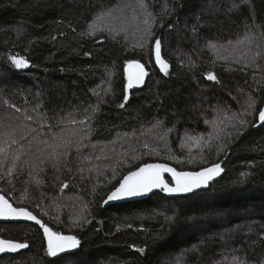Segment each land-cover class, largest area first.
Wrapping results in <instances>:
<instances>
[{
    "label": "trees",
    "instance_id": "16d2710c",
    "mask_svg": "<svg viewBox=\"0 0 264 264\" xmlns=\"http://www.w3.org/2000/svg\"><path fill=\"white\" fill-rule=\"evenodd\" d=\"M129 61L150 72L132 93ZM263 108L264 0H0V194L79 241L51 257L0 224L28 245L0 264H264ZM221 162L207 191L105 206L146 163Z\"/></svg>",
    "mask_w": 264,
    "mask_h": 264
},
{
    "label": "snow or ice",
    "instance_id": "6c2138e0",
    "mask_svg": "<svg viewBox=\"0 0 264 264\" xmlns=\"http://www.w3.org/2000/svg\"><path fill=\"white\" fill-rule=\"evenodd\" d=\"M154 60L161 69H167L168 65L161 59V41L159 38L154 41ZM12 62L16 69H23L28 66V62L22 58L12 57ZM128 71V84L130 89L133 87V81L140 83L147 75L144 65L136 62L129 61L127 63ZM209 79H215V76H209ZM127 97H125V103ZM121 107L124 104L120 105ZM259 123L264 124V111L259 112ZM259 126V124L257 125ZM220 171L219 165L214 167L205 168L201 171L195 172H177L175 168L168 167L166 164H144L135 171H130L119 182L118 186L114 187V190L110 192L104 203L110 201L121 200L126 198H133L147 195L154 189H157L165 194V196L184 195L189 193H195L197 190L206 188L207 182ZM170 173L171 178L174 180V186H170L165 181L163 174ZM67 187V185H65ZM5 212H12L16 214L15 218H24L29 221H34L42 229V234L46 237L47 253L51 257H57L59 254H65L69 257L76 255L75 250L79 246V241L74 236H66L53 232L51 228H48L37 219L35 215L27 211L26 208L17 207L13 208L3 196H0V216H3ZM5 245L7 247H5ZM28 245L23 243H15L0 240V253L5 251H16L17 249L26 248ZM139 252H143L144 249H138ZM63 258V257H62ZM66 264H70L66 261Z\"/></svg>",
    "mask_w": 264,
    "mask_h": 264
},
{
    "label": "water",
    "instance_id": "95a60500",
    "mask_svg": "<svg viewBox=\"0 0 264 264\" xmlns=\"http://www.w3.org/2000/svg\"><path fill=\"white\" fill-rule=\"evenodd\" d=\"M161 59L163 60V57H162V49H161ZM158 67L160 68L159 65H158ZM168 67H169V65H168ZM144 69H145L147 75L144 77V79L140 83H137L136 81H133V87L130 88V89L128 88V92L129 93H132L135 90H139V89L143 88L146 85L147 80H148V78L150 76V72L145 67H144ZM164 70H167V69H164ZM128 71H129V69L127 68L126 69V75L127 76H128ZM224 165H225V162H223L222 164H219L220 169L222 171H220L218 174L214 175L207 182V185L208 186L206 188H202L200 190H197L195 193H200L202 191H207L210 188V185L212 183L221 180V178L225 174V171L223 169ZM167 166L168 167H171V168H174V167H172L170 165H167ZM212 167H214V166H212ZM177 172H179V171H177ZM163 176H164V179H165L166 182H168L167 181L168 178L171 180V184H169L170 186H174V180L171 178V174L170 173H164ZM160 192L161 191H159L157 189H154L151 193H148L147 195H144V196H139V197H133V198H126V199H121V200L110 201L108 203H105V205L106 206H109V205H122V204L133 203V202L142 201V200H147V199L151 198L152 196H154L155 194L160 193ZM195 193H189V194H195ZM0 196H3V195L0 194ZM176 196H178V195H175V196H167V197H169V198H175ZM4 199H6V198L4 197ZM8 203L11 204L9 201H8ZM12 207L15 208L13 205H12ZM15 217H16V214L15 213L5 212V214L3 216H0V223H29V224L37 225V224H35L34 221H29V220H26L24 218H15ZM0 240H3V239H0ZM5 247H7V246L5 245ZM26 250H27V247L26 248L17 249L16 251H5L4 253H0V258H2L4 256H7V255H18V254H21L22 252H25ZM77 251H78V248L75 250V252H77ZM59 255L64 256L65 254H59Z\"/></svg>",
    "mask_w": 264,
    "mask_h": 264
},
{
    "label": "bare ground",
    "instance_id": "6f19581e",
    "mask_svg": "<svg viewBox=\"0 0 264 264\" xmlns=\"http://www.w3.org/2000/svg\"><path fill=\"white\" fill-rule=\"evenodd\" d=\"M162 49V48H161ZM162 57H163V53H162ZM163 61L165 62V60H164V58H163ZM140 63V62H139ZM166 63V62H165ZM142 64V63H141ZM145 67V66H144ZM128 68V67H127ZM126 68V69H127ZM146 68V67H145ZM169 68V67H168ZM167 68V69H168ZM147 69V68H146ZM161 69V68H160ZM162 70H164V69H162ZM126 77H127V75H126ZM263 110H264V108H263ZM223 162H221V163H219V164H222ZM151 164H162V163H151ZM219 164H217V165H219ZM166 165H168V164H166ZM171 166V165H170ZM215 166V165H214ZM173 167V166H172ZM210 168V167H209ZM176 169V168H175ZM224 169V168H223ZM177 170V169H176ZM178 171V170H177ZM225 171V170H224ZM180 172V171H179ZM170 181L171 182V180L168 178L167 179V181ZM215 183V182H214ZM170 184V183H169ZM210 187H211V185H210ZM160 193H162V192H160ZM157 194H159V193H157ZM2 195V194H1ZM156 195V194H155ZM165 195V194H164ZM185 195V194H184ZM153 197V196H152ZM167 197V196H166ZM167 198H169V197H167ZM171 199V198H170ZM142 201H146V200H142ZM137 202H141V201H137ZM133 203H135V202H133ZM13 205V204H12ZM106 206V205H105ZM15 207V206H14ZM16 208V207H15ZM27 210V209H26ZM29 211V210H28ZM32 213V212H31ZM33 214V213H32ZM35 215V214H34ZM36 216V215H35ZM37 217V216H36ZM38 218V217H37ZM39 219V218H38ZM40 220V219H39ZM43 222V221H42ZM0 224H5V223H0ZM26 224H29V223H26ZM44 224V223H43ZM31 225H33V224H31ZM36 226H38V225H36ZM40 227V226H39ZM41 228V227H40ZM67 236V235H66ZM0 239H2V238H0ZM4 240V239H3ZM5 241H7V240H5ZM10 242H13V241H10ZM15 243H17V242H15ZM27 248H28V246H27ZM78 249H79V246H78ZM23 253V252H22ZM19 255V254H18ZM7 256H16V255H7ZM64 256H67V255H64ZM4 257H6V256H4ZM57 257H63V256H61V255H58Z\"/></svg>",
    "mask_w": 264,
    "mask_h": 264
},
{
    "label": "rangeland",
    "instance_id": "374dc122",
    "mask_svg": "<svg viewBox=\"0 0 264 264\" xmlns=\"http://www.w3.org/2000/svg\"><path fill=\"white\" fill-rule=\"evenodd\" d=\"M95 27H97V28H100V26H99V25H97V26H95Z\"/></svg>",
    "mask_w": 264,
    "mask_h": 264
}]
</instances>
